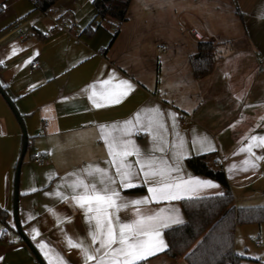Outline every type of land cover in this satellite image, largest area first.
Segmentation results:
<instances>
[{"label": "crops", "instance_id": "obj_1", "mask_svg": "<svg viewBox=\"0 0 264 264\" xmlns=\"http://www.w3.org/2000/svg\"><path fill=\"white\" fill-rule=\"evenodd\" d=\"M92 1L57 0L42 11L33 0H0V85L28 135L19 169L18 218L45 264L48 250L67 264H84L80 252L66 243L70 236L86 237L83 214L55 193L71 195L65 187L73 179L69 173L87 164L106 167L101 126L122 124L147 109L159 108L167 129V154L156 155L168 159L178 133L184 141L180 175L218 185L192 193L194 198L223 193L219 182L193 173L185 164L189 156L213 153L223 166L234 204L264 205V161L255 170L243 171L246 154L239 152L246 137L264 135V0H200L204 6L215 3L206 6L205 13L188 10L197 0H130L121 22L97 16ZM199 41L215 45L216 59L210 73L198 78L190 60L197 56ZM113 74L129 81L133 90L119 104L94 107L87 90ZM44 120L48 124L40 134ZM21 137L18 121L0 95V211H5L7 223L0 221V264H38L17 234L12 214ZM205 138L214 150L193 147V140ZM132 139L142 150L153 146L144 133ZM34 150L45 153L44 165L33 163ZM138 188L122 195H148L146 187ZM147 207L166 213L177 208L185 221L182 200ZM165 250L140 264H187Z\"/></svg>", "mask_w": 264, "mask_h": 264}, {"label": "snow or ice", "instance_id": "obj_2", "mask_svg": "<svg viewBox=\"0 0 264 264\" xmlns=\"http://www.w3.org/2000/svg\"><path fill=\"white\" fill-rule=\"evenodd\" d=\"M132 90L133 85L129 81L118 79L113 74L109 79L92 84L87 91L92 105L103 108L121 103ZM169 118L174 120L171 114ZM166 131L164 115L159 108L137 113L133 119L122 124L101 126V138L108 155L104 161L106 167L87 164L69 173L73 179L65 187L71 195L66 196L59 191L55 193L62 200H70L83 214L86 237L70 236L66 243L70 249L80 252L84 264H140L147 257L165 250L167 244L163 239V229L183 223L179 210L172 208L166 213L165 209L153 211L147 206L191 200L194 198L191 194L202 188L218 187L208 180L185 179L180 175L183 171L180 161L184 158V141L178 133L179 142L172 145L169 158L156 155L167 154V141L163 135ZM139 133L151 138L153 146L150 149L142 150L132 139ZM246 140L248 142L239 148L240 153L246 154L242 170H255L259 162L264 161V154L258 155L255 151L264 152V135H252ZM192 143L193 147L199 144L200 148L214 150L206 138L205 141L193 140ZM138 187H146L148 195L143 198L122 195V192ZM121 213L125 215L122 217ZM46 248V245H41L42 250ZM50 251H45L49 264H67L58 254L50 255Z\"/></svg>", "mask_w": 264, "mask_h": 264}, {"label": "trees", "instance_id": "obj_3", "mask_svg": "<svg viewBox=\"0 0 264 264\" xmlns=\"http://www.w3.org/2000/svg\"><path fill=\"white\" fill-rule=\"evenodd\" d=\"M56 1L33 0L42 11L49 9ZM129 2L130 0H93L92 4L100 18L109 16L121 22L126 18ZM215 59V45L210 41H199L197 56L190 60L195 77L209 74ZM185 164L193 173L219 182L223 187V195L182 200L185 221L165 229V254L173 258L182 257L187 264H240L243 257L234 250L235 228L240 224L264 223V205L234 204L223 166L213 153L189 156L185 159ZM0 221L7 225L5 211H0Z\"/></svg>", "mask_w": 264, "mask_h": 264}, {"label": "rangeland", "instance_id": "obj_4", "mask_svg": "<svg viewBox=\"0 0 264 264\" xmlns=\"http://www.w3.org/2000/svg\"><path fill=\"white\" fill-rule=\"evenodd\" d=\"M228 1L230 0H222L224 4L228 3ZM170 3L171 1L168 5ZM189 3L190 1L187 0L183 4ZM202 3L203 1L197 0L191 7H188V10L191 9L193 12L205 13L207 11L206 6L215 5V3L208 2L204 6ZM223 13L225 14L226 11L224 10ZM250 236L259 239L260 245L256 246L253 241L249 240ZM234 250L238 255L243 253V255H240L243 257L240 264H264V223L260 225L256 223L237 225L234 232Z\"/></svg>", "mask_w": 264, "mask_h": 264}, {"label": "water", "instance_id": "obj_5", "mask_svg": "<svg viewBox=\"0 0 264 264\" xmlns=\"http://www.w3.org/2000/svg\"><path fill=\"white\" fill-rule=\"evenodd\" d=\"M0 95L3 97V99L6 102V104L9 106L10 110L14 114L16 120L18 121V124H19V126L21 128V134H22V137H21V149H20L19 158L17 160V164H16V167H15L14 181H13V209H12V214H13L15 230H16L17 234L19 235V237L29 247V249L31 250V252L35 256V259H36L37 263L38 264H45V262L43 261V259L40 256V254L38 253L36 248L33 246L32 242L24 234V232H23V230L21 228L20 222H19V218H18L17 202H18L19 169H20V165H21L23 156H24V154L26 152V149H27V143H28L27 131H26L25 125L23 123V119H22L21 115L19 114V112L16 109L13 101L7 95V93L5 92V90L3 89V87L1 85H0Z\"/></svg>", "mask_w": 264, "mask_h": 264}, {"label": "built area", "instance_id": "obj_6", "mask_svg": "<svg viewBox=\"0 0 264 264\" xmlns=\"http://www.w3.org/2000/svg\"><path fill=\"white\" fill-rule=\"evenodd\" d=\"M17 28V26H15ZM158 48L160 50H163L165 47L163 45H159ZM32 68L36 67V62H33L31 64ZM48 122L46 120H44L42 122V129L40 131V134H44L45 133V127L47 126ZM31 159L33 161L34 164H36L37 166H42L46 163V155L44 152L40 151V150H34L32 155H31ZM249 240L253 241L254 244L256 246L260 245V240L255 239L254 237H249Z\"/></svg>", "mask_w": 264, "mask_h": 264}]
</instances>
